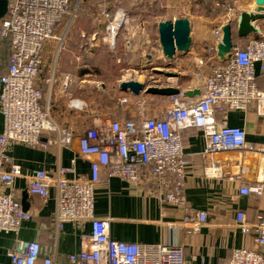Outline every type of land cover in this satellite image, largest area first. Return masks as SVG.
Listing matches in <instances>:
<instances>
[{
    "label": "built area",
    "instance_id": "built-area-1",
    "mask_svg": "<svg viewBox=\"0 0 264 264\" xmlns=\"http://www.w3.org/2000/svg\"><path fill=\"white\" fill-rule=\"evenodd\" d=\"M248 1H210L212 9L220 13L212 30V41L204 51V57L195 64L197 69L217 58L219 30L230 25L236 32L238 17L246 12ZM7 2L6 15L0 20V39H7L10 46L6 74L0 77V114L3 118L0 134V233L17 234L32 216L22 210L12 193H5L22 175L20 166L8 156V147L11 143H18L33 149L53 147L58 150L72 143L74 135L56 121L52 102L56 85H59V93L64 95L73 83L69 76H64L61 81L55 80V62L78 16L82 0ZM101 20L106 23L104 39H109L111 45L118 28L127 20L121 13L111 17L106 11L102 12ZM253 25L259 28L260 34L248 37L244 46L233 43L230 58L213 66L210 74L201 81L202 91L196 100H186L183 89L176 87L179 94L168 97L170 105L162 119L151 117L139 122L107 119L82 129L76 139L79 155L92 158L90 179L65 180L63 175L73 170L63 167H58L55 177H49L44 171H34L28 182V192L42 199L48 197L50 189L55 193L54 239L66 223L80 225L87 222L91 229L89 233L80 234L81 250L61 261L57 258L55 245L48 253H43L35 243L18 242L9 254L8 264H188L178 245L111 240L109 223L94 216V189L102 179L111 178L138 188L145 173L146 193L157 195L165 204L182 207L185 213L183 225L191 224V232H198L206 223L207 214L186 207L182 191L188 163L182 152L181 132L189 128L203 132L205 149L202 154L213 162L208 169L210 177H219V162L214 160L222 153L247 151L258 154L264 166V145L255 149L246 142L243 129L229 127L224 122L227 111H246L250 107H254L257 116H264V89H259L256 84L255 69L259 66L264 75V21ZM54 43L57 46L50 76L40 82L46 88L44 94L38 81L46 52ZM131 97L129 94L121 99L120 104H128ZM69 104L74 109L82 107L81 102L75 100H70ZM217 114L222 115V121H216ZM263 193L264 169L258 183L242 186L238 191L241 196L254 195L257 198ZM235 224L243 235L254 233V248L234 250L228 264H264V216L258 215L255 222L249 224L245 213L237 212Z\"/></svg>",
    "mask_w": 264,
    "mask_h": 264
},
{
    "label": "crops",
    "instance_id": "crops-1",
    "mask_svg": "<svg viewBox=\"0 0 264 264\" xmlns=\"http://www.w3.org/2000/svg\"><path fill=\"white\" fill-rule=\"evenodd\" d=\"M254 10L255 4L249 0L246 12ZM128 22L129 20L126 24ZM123 33H126V36L123 37L125 42L117 50L116 54L119 55L117 64H121V68L127 71L132 69V71L148 72L147 80L139 79L141 76L122 78L116 84L114 91H109L105 87L101 88L104 94L111 92L112 95L114 92L112 95L114 97L108 106L103 103L99 107L93 106L88 101L89 98H84V101L75 99V101L81 102V109L71 108L69 103L73 99L69 97V91L74 82L99 80H96L92 74L97 70L94 63L91 62L96 50L95 46L90 45L84 49L80 47L76 50L71 46L72 36H68L66 41L68 39L69 44L61 48L55 62V80L61 81L64 76H69L73 83L64 95L59 93V85H56L52 114L58 123L56 117L62 119V124H59L66 127L74 135L72 143L68 147H62L58 150L53 147L47 150L33 149L18 143L9 145L7 154L13 163L20 166L22 175L9 189L5 190V193H12L21 205L23 194L26 193L27 207L25 212L29 213L32 218L22 224L17 234L0 233V264L9 263V254L18 242L35 243L43 249V253H48L51 246L55 245L59 261L67 255L81 250L80 234L90 232V223L86 222L80 225L66 223L57 239H54V190L50 189L48 197L42 199L28 192V182L34 171H44L49 177H55L58 167L73 170V172L63 175L65 180L69 181L78 177L90 179L92 158H83L79 155L76 139L84 128L94 126L99 122L103 123L107 119L139 122L145 118L162 119L164 117L166 109L170 105L168 97L143 94L140 98L132 96L128 104L121 105L120 100L129 96V94L119 90L122 81L135 80L140 83H147L148 86L157 85L160 88L179 87L183 91H189L192 88L191 91H199L201 94V81L212 70L210 67L209 72L204 74L203 69H197L195 66L200 57H204V53L202 56H198L195 48L192 47L187 55L177 54L169 68L171 70L168 69L167 71L176 72L178 76L177 78H167L155 72L158 69L166 70L164 67L168 61L162 53L154 55V51L147 52L144 50L141 52V56L134 58L141 49L145 48L132 44L135 41L133 30L128 32L125 29L122 31ZM235 37L237 38L236 32ZM239 43L244 46L246 41ZM9 55V41L0 39V77L6 74ZM69 55H71V62L65 60ZM188 57L191 69L186 66ZM53 60L54 54L48 50L45 55L44 68L38 81L41 88L44 86L40 82L45 81L50 76ZM216 60L218 61L217 58ZM65 63H69L71 66L67 67ZM215 64L212 65L215 66ZM177 69L179 72L175 71ZM255 69L256 84L259 89H264V75L260 73L259 66H256ZM149 81L161 82L158 85L157 83H149ZM92 91L93 88L90 92ZM199 95L186 100H196ZM62 105L64 111L59 113L58 107ZM77 120H81L79 126L74 124ZM216 121H222V115L217 114ZM224 122L229 127L243 129L246 133V142L255 149L264 145V116H257L254 107H250L246 111H227ZM2 129L3 118L0 114V134ZM181 139L184 159L188 163L185 168V186L182 191L185 196L186 207L207 214V221L198 232H191L193 228L191 224L183 225L185 213L182 207L165 204L157 195L151 196L146 193L145 173L142 174V185L140 184L141 186L138 188L118 178H111L107 181L102 179L103 181L94 189V216L109 223V237L113 241L178 245L183 249L185 259L189 264H228L234 250L254 248V233L250 232L248 235H243L235 224V214L237 212L245 213L249 224L254 223L258 215L264 216V193L261 198L254 195L241 196L238 194L240 187L258 183L264 169L263 161L260 155L247 151L222 153L217 155L214 160V162H219V177H210L208 169L210 162H213L203 157L202 153L205 149L203 132L189 128L181 132Z\"/></svg>",
    "mask_w": 264,
    "mask_h": 264
},
{
    "label": "rangeland",
    "instance_id": "rangeland-1",
    "mask_svg": "<svg viewBox=\"0 0 264 264\" xmlns=\"http://www.w3.org/2000/svg\"><path fill=\"white\" fill-rule=\"evenodd\" d=\"M210 1L211 0H82L76 22L69 31L67 37L72 36L71 46L76 50L80 47L84 49V47H89L90 45L95 46H93L96 50L91 62L94 63L97 70L92 74L94 78L99 81H75L72 89L69 91V97L73 100L78 99L80 101H84V98H89L88 101L92 103L93 106L99 107L102 103L108 106V103L112 101L114 97L112 96L114 92H112V95L110 94L111 92L104 94L102 89L99 88L100 84L106 89H109V91H114L116 84L118 81L122 80V78H138L141 76L139 79L147 80L148 72L139 70L132 71V69L127 71L121 68V64H117V57L119 55L116 53L118 48L124 45L125 41L123 37L126 36L127 32L122 34V31L125 29L126 31L128 30V32H132V30L135 32V41L132 43L134 46L145 48L141 49L139 54L135 55L134 58L141 56V52L144 50L147 52L154 51V55H157L161 53L157 35L158 23L187 18L190 21L191 48H195L197 55L202 56L204 53L203 51L206 50L212 41V30L217 24L219 14L212 9L213 7ZM103 11L108 12L111 17H115L121 13L125 16L127 21L129 20L128 24H124L122 27L118 28L111 45L109 44V39H104V36L106 37V23L104 20H101ZM80 33L83 34L81 35ZM66 44H69L68 39L64 45ZM55 46H57V43L49 47V51L53 54H55ZM70 57L71 55L65 60L70 61ZM186 63V66L191 69L189 57ZM65 66L69 67L71 65L65 63ZM213 66L214 65L210 63L205 64L202 67L203 73L207 74L210 67ZM175 71L179 72V69ZM160 82L161 81H157L156 83L160 85ZM92 88L93 91L90 92ZM42 91L45 94L46 88L43 87ZM92 93H97L96 95L98 96L96 97L94 94L92 95ZM91 110L94 112L93 109ZM57 111L62 113L64 111L63 105L58 107ZM56 118L59 123L62 124V119L59 117ZM77 122L74 124L79 126L81 120H77Z\"/></svg>",
    "mask_w": 264,
    "mask_h": 264
},
{
    "label": "water",
    "instance_id": "water-1",
    "mask_svg": "<svg viewBox=\"0 0 264 264\" xmlns=\"http://www.w3.org/2000/svg\"><path fill=\"white\" fill-rule=\"evenodd\" d=\"M7 4V0H0V20L6 15ZM254 4L255 10L253 12H243L238 17L236 25V36L238 38H247L252 35L260 34L259 28H255L253 24L255 22L264 21V0H255ZM190 31V21L187 18L158 23V43L163 57L168 61L164 67L166 70L158 69L155 71L158 75H163L167 78H177L178 75L176 73L167 70L171 67L177 54L183 56L190 52L192 46ZM232 35L233 33L230 25H225L219 30L220 43L216 46V57L219 63L225 62L231 56L233 48ZM99 86V88H104L103 85ZM119 90L133 97H138L141 93L162 97H171L179 94V89L176 87H148L147 83H140L135 80L122 81L119 85ZM199 94V91H183L184 98H193ZM25 198L26 193L23 194L21 205L24 212L27 207Z\"/></svg>",
    "mask_w": 264,
    "mask_h": 264
},
{
    "label": "trees",
    "instance_id": "trees-1",
    "mask_svg": "<svg viewBox=\"0 0 264 264\" xmlns=\"http://www.w3.org/2000/svg\"><path fill=\"white\" fill-rule=\"evenodd\" d=\"M218 13H220V12H218ZM219 15V14H218ZM232 33L234 34V35H232V37H233V43H239V42H241V41H247L248 40V37L247 38H236L235 37V31H234V29L232 30ZM255 36V35H254ZM213 63H216V64H220L216 59L215 60H213V62L212 63H210L211 65L213 64ZM215 64V65H216ZM94 94V96H98V95H96L97 93H92V95ZM92 97V96H91ZM136 122V121H135Z\"/></svg>",
    "mask_w": 264,
    "mask_h": 264
},
{
    "label": "flooded vegetation",
    "instance_id": "flooded-vegetation-1",
    "mask_svg": "<svg viewBox=\"0 0 264 264\" xmlns=\"http://www.w3.org/2000/svg\"><path fill=\"white\" fill-rule=\"evenodd\" d=\"M156 82H157V81H149V83H154V84H155Z\"/></svg>",
    "mask_w": 264,
    "mask_h": 264
},
{
    "label": "bare ground",
    "instance_id": "bare-ground-1",
    "mask_svg": "<svg viewBox=\"0 0 264 264\" xmlns=\"http://www.w3.org/2000/svg\"><path fill=\"white\" fill-rule=\"evenodd\" d=\"M254 1H255V0H254ZM115 26H116V25L114 24V27H113L114 29L116 28Z\"/></svg>",
    "mask_w": 264,
    "mask_h": 264
}]
</instances>
